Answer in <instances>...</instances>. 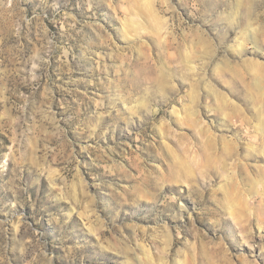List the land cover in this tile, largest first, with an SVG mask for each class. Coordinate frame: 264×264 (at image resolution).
<instances>
[{"label": "rangeland", "instance_id": "obj_1", "mask_svg": "<svg viewBox=\"0 0 264 264\" xmlns=\"http://www.w3.org/2000/svg\"><path fill=\"white\" fill-rule=\"evenodd\" d=\"M152 2L0 0V264H264V0Z\"/></svg>", "mask_w": 264, "mask_h": 264}, {"label": "bare ground", "instance_id": "obj_2", "mask_svg": "<svg viewBox=\"0 0 264 264\" xmlns=\"http://www.w3.org/2000/svg\"><path fill=\"white\" fill-rule=\"evenodd\" d=\"M149 1L152 2V0H149ZM152 3H153V2H152ZM152 3H151V4H152ZM151 4H150V5H151ZM149 8L151 9V6H150ZM153 8H154V7H153ZM153 8H152V9H153ZM148 11H150V10H148ZM152 11H153V13H152ZM152 11H150V12L152 13V14L150 13L151 16L154 15V13H155V12H154V9H153ZM148 13H149V12H148ZM155 15H156V13H155ZM156 16H158V15H156ZM156 16H155V17H156ZM152 17H154V16H152ZM158 19H159V18H158ZM150 20H151V19H150ZM160 21H161V20H160ZM156 23H158V22H156ZM158 24H159V23H158ZM158 24H157V26H158ZM163 25H164V24H163Z\"/></svg>", "mask_w": 264, "mask_h": 264}]
</instances>
